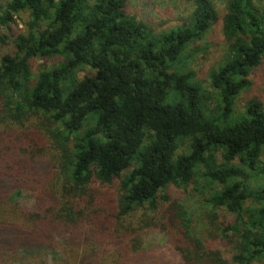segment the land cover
Instances as JSON below:
<instances>
[{"label":"trees","instance_id":"obj_1","mask_svg":"<svg viewBox=\"0 0 264 264\" xmlns=\"http://www.w3.org/2000/svg\"><path fill=\"white\" fill-rule=\"evenodd\" d=\"M181 3L162 30L129 0H0V264H144L151 233L182 264L264 261V100L235 103L264 0ZM218 24L216 110L184 64Z\"/></svg>","mask_w":264,"mask_h":264},{"label":"rangeland","instance_id":"obj_2","mask_svg":"<svg viewBox=\"0 0 264 264\" xmlns=\"http://www.w3.org/2000/svg\"><path fill=\"white\" fill-rule=\"evenodd\" d=\"M181 1L182 0H129L130 10L132 12L136 11L142 17L152 16L158 24L160 22H165L164 26H161L162 30H170L182 22L180 18L184 16V14L180 12L182 9ZM222 27V24L214 26L206 39L198 45L199 49L192 52L191 57L187 60V64H184L186 68L193 69L196 72V79L202 81L204 89L208 94L207 96L211 97L208 104L216 110L219 109V104L216 100L218 95L214 89L211 88L208 80L211 70L219 62V59L226 50ZM41 64V61H37L34 65V70L37 71ZM250 79L253 83L251 89L242 91L236 97L235 103L237 110H242L246 99L255 94H259L264 100V61L252 71ZM260 166L264 167V154L260 159ZM259 179L260 180H257V182H264V173L259 175ZM194 187L190 188V194L187 192V195L183 189H178L176 192L185 195L189 200V206L196 212L195 216L197 217L201 213L200 209L197 207L200 203L199 200H201L202 197H206L208 193H210V189H198L197 186ZM254 187L257 188L258 185L255 184ZM200 194H202V197ZM145 239L147 253L145 254L146 261L144 264H182L179 256L171 250L169 241L165 236L158 233H151L147 235ZM216 246L224 248L221 243H216ZM226 253L228 252L225 251V254ZM259 264H264V261Z\"/></svg>","mask_w":264,"mask_h":264}]
</instances>
